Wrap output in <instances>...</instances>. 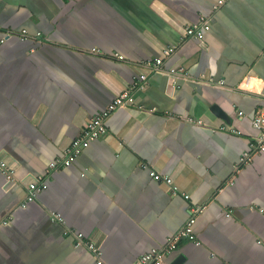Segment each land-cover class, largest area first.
<instances>
[{
	"label": "crops",
	"instance_id": "0c3cea01",
	"mask_svg": "<svg viewBox=\"0 0 264 264\" xmlns=\"http://www.w3.org/2000/svg\"><path fill=\"white\" fill-rule=\"evenodd\" d=\"M200 19L203 38L185 37ZM133 84L134 105L51 171ZM261 107L264 0H1L0 163L13 174L0 172V264H135L196 206L193 239L160 264H264ZM31 183L42 189L21 207Z\"/></svg>",
	"mask_w": 264,
	"mask_h": 264
},
{
	"label": "built area",
	"instance_id": "2783aa9c",
	"mask_svg": "<svg viewBox=\"0 0 264 264\" xmlns=\"http://www.w3.org/2000/svg\"><path fill=\"white\" fill-rule=\"evenodd\" d=\"M1 1V0H0ZM209 22L203 19H200L196 23H190L186 25L184 28V35L188 38H193L200 40L203 38L204 33L209 30ZM172 47L164 48L163 55L168 56L173 52ZM121 59V57H118ZM162 64V60L160 58L154 59V61L147 63L153 68H158ZM141 79H143L141 77ZM140 79V80H141ZM133 87L130 89L124 90L118 95H116L113 100L106 106V108L98 113L96 116L89 119L81 128L80 134L77 138L72 140L70 144L63 150L62 157L53 163L50 164V169L56 170L59 167H66L71 165L75 159L81 154L84 148L88 147V145L102 137L106 133V121L107 118L116 111L118 108L132 106L135 103L134 97L131 93ZM140 88L142 86H139ZM252 127L258 132L257 136L253 139L251 143V147L254 152H264V107L259 108L251 121ZM222 130L226 129V127L222 126ZM234 132V131H232ZM250 153H245L242 157V161H248L250 158ZM0 172H2L6 177H11L13 171L7 168L5 165L0 163ZM149 176L156 182H161L169 187L172 186V180L169 177L161 176L160 174L149 171ZM42 189L41 185H37L36 183H31L27 187V192L22 202L21 207H25L26 203L34 200L36 193ZM185 199H188V196H184ZM204 206H196L189 209V217L185 222L184 226L176 233L168 239L167 245L164 249H152L149 252L141 255L136 261L135 264H160L161 256L167 254L176 249V246L181 240H191L192 236V225L195 222L197 215H199ZM74 244L76 246L85 247L88 251H90L94 256H97L98 259V251L95 248L94 244L90 241L84 239L82 234L76 233L72 234ZM97 264H101L98 260Z\"/></svg>",
	"mask_w": 264,
	"mask_h": 264
}]
</instances>
